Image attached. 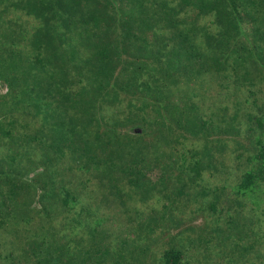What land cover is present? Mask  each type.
<instances>
[{"label":"trees","instance_id":"trees-1","mask_svg":"<svg viewBox=\"0 0 264 264\" xmlns=\"http://www.w3.org/2000/svg\"><path fill=\"white\" fill-rule=\"evenodd\" d=\"M195 1L196 5L194 0H0V70L4 74L9 72L6 77H0L2 86H6L3 94L0 88V156L9 152L19 162L13 173L15 158L9 154L0 158V184L24 183L29 194H16L35 197L38 193L37 200L42 203L39 210L28 203L11 200L12 203L8 201L0 210V264H10L26 251L38 255L44 248V253L56 264H61V259L66 260L65 264L73 261L77 264L76 250L71 251L63 240L67 234H74L71 239L78 243L77 248L87 236L96 241H91L93 251L82 252L86 264H143L142 250L134 254L133 250H128L137 227L132 228L134 232L131 230L134 236L127 233L125 238H117L114 232L105 229L107 227H97L99 223L82 225L80 222L75 230L76 219L70 224L73 218L69 220L65 212L74 196L68 185L64 186L59 180L62 168L85 171L90 178L110 185L109 196L114 197L111 200L129 222L139 226L145 218L139 226L141 230L142 226L148 230L155 228L159 217H175L176 226L183 224L188 234L187 242L191 243V236L193 239L195 236L194 242L206 247L207 253L211 249L215 257L235 253L231 259L233 264H256V257L258 262L264 260V223H258L264 214V200L258 211L260 203L255 197L259 189L256 184L264 179V114L258 104V98L264 102V86H260L264 81V39L257 45L252 42L255 46L247 49L248 52L241 51L246 44L239 40L241 15L235 9L245 8L234 6L232 0H225L221 8L216 0ZM18 18L33 21L34 25L25 26L17 21ZM210 29L212 32L208 33ZM219 30L227 33L230 39L226 41L225 63L215 70L236 72L237 81L242 78L252 88L255 85L256 90L251 88L248 95L257 97V102L254 101L251 111L230 117L220 114L224 133L231 136L227 141L209 137L204 132L207 122L194 120L197 108L191 107L188 114L181 113L177 121L179 127H201L193 133L196 140L191 148L185 141L179 143L177 138L162 134L145 145L144 136L137 133L138 129L146 132V127L154 125L152 121L156 115L145 111L149 105L152 108V104H126L125 108H113L114 104H108L122 97L116 88L118 77L113 76L116 69L113 54L117 63L125 66L120 70V89L133 91V84L141 86L144 83L137 77L140 71L137 68L144 63L133 62L134 66L132 62L121 63L117 52L121 45L119 37L123 40L132 37L137 42L139 58L148 59L154 67L145 80H157L163 85V82L173 83L180 76L191 73L197 77L194 80H198L205 71V61L214 58L207 56L205 51L208 42L215 41V33ZM253 37L248 36L254 41ZM183 40L189 43L187 47H183L186 44ZM185 56L186 59L199 57L197 67L190 69L186 65L184 70L183 64H177V70L173 71V58ZM70 59H77L75 61L81 65V69L76 66L78 72L74 71L79 77L76 83L66 71ZM248 70L251 72L246 74ZM260 70L263 75L258 77L263 80L252 84L256 78L253 74ZM159 71L162 72L157 76ZM239 89V93L244 90L243 87ZM235 104L244 102L239 99ZM236 106L235 111H240L241 107ZM124 109L128 115L120 118ZM168 112L171 114L172 110ZM251 120L256 131L249 126ZM243 125L248 126L243 130ZM199 136L203 142L197 147L195 141H200ZM9 142L17 147V152L11 151ZM34 149L38 150L36 161L45 172L35 173L32 181H19V177L34 172V166L39 165L30 160ZM243 153L248 155L242 156ZM232 157L236 160L241 157L240 162L245 163V167L234 172L232 168L237 161L233 162ZM3 164H7V168ZM148 172L155 173V177L147 178ZM224 176L232 180L236 177L237 186L232 194L237 198H228L224 186L211 189L202 183L210 177L222 179ZM53 196L62 204H57ZM88 196L91 201L93 197ZM248 199L253 202L250 214L240 221L233 211L245 208ZM73 202H77L79 210L83 209L81 200ZM3 203L0 202V208ZM189 203L198 215H208L207 226L196 229L191 224L185 225L179 212L187 214ZM143 205L150 209L149 212ZM61 216L63 225L60 226L56 220ZM195 218L197 216L192 220ZM49 230L52 232L50 240L44 233ZM141 232L137 233L138 237ZM60 234L63 241L56 246ZM175 259L163 254L152 264H185L180 261L179 253Z\"/></svg>","mask_w":264,"mask_h":264},{"label":"rangeland","instance_id":"rangeland-1","mask_svg":"<svg viewBox=\"0 0 264 264\" xmlns=\"http://www.w3.org/2000/svg\"><path fill=\"white\" fill-rule=\"evenodd\" d=\"M251 1L252 2H249V0H232L234 6L241 5V7L243 6V8H245L244 10H241L240 8L235 9L241 15L242 35L246 33L245 36L241 35L240 36L241 39H239L245 41L246 47L245 49H241V51L244 52L247 49L248 50L253 49L255 45H257L259 42H261L264 39V0H251ZM216 3L217 6L220 8L224 7L225 6L224 4H226L225 0H218V1L216 0ZM193 4L196 5L195 0ZM195 5L193 6L195 7ZM17 21H19V23H22L23 25L25 24L29 25V27H32L34 25L33 21L32 22L27 21L24 18H18ZM211 32L212 31L210 29L208 33ZM215 35H217V37H215L214 39L215 41L213 40L209 41L207 45L208 49L205 51L207 56L212 55L214 58L213 59L210 58L209 60L205 61L206 66H204L205 68L203 69L205 70L203 72L204 74L202 73L203 75L202 74L199 75L198 80H194L197 77H195V75L191 73V75H188L186 77L184 75L180 76L177 79V81H174L173 83H169L166 80L167 82H163V85H161L160 82H157V80L155 81L151 79L145 80L147 74L152 72L154 68L153 64L150 61H148V59H146L145 61V59L139 58L140 55L137 49L140 47L137 44V42H135V40L132 39V37L124 38V40L121 37H119L121 39V45L118 47L117 52L121 59V63L132 62L131 64L132 66H134L133 62L135 64L139 62V64L144 63V65L145 64L147 65L145 67L143 65L142 67L137 68L140 71H137L135 69L139 74L137 77H139L144 82L141 86L133 84L135 86L134 88H132L133 91H129L128 89H120V85H119L120 84L119 80H121L120 70L125 66L123 64H118L116 60V56L113 54L112 59L116 61V66H115L116 69L113 76L114 78L118 77V82H117L118 85L116 88L118 89V91L120 92V96L122 97L120 100L118 99L115 103L108 102V104H114L113 108H116L118 106H119L118 108L120 107L125 108L123 105L127 104L128 106L129 104H133V103L152 104L153 107L150 108L149 105L146 107L147 109L145 111L148 110L151 116L153 114L156 115V118L154 117L152 121L154 125H152L151 127H146L145 129L146 132L143 130L141 131V129H138L139 131L137 133V135L144 136V138L142 137V140L145 143V145L153 143V141H155L156 136L158 135L160 136V134H162L163 136H169V137L172 136L174 138H177L179 140V143L180 140L181 142L185 141V143L188 144L187 146L191 148V143L193 142V140H196V137L193 136V133L200 130L201 127L197 126L198 127L197 129H193V126L190 127V125H183L181 127L177 125V121L180 118V114L183 112L188 114V112L191 110V107L197 108V112L195 113L196 116L194 117V120L198 118V120H200L201 122H207L205 123V125L207 124V126H206V130L204 129L205 130L204 132L207 133L209 137H211L212 139L222 138L223 140L227 141L231 136L228 133H224L223 124H221V122L219 121L220 114L221 116H223L224 114L230 117V116H234L235 113L251 111L252 104H254V101L257 102L256 100L257 97L248 95L249 90L252 88V86L249 85L248 82H245V80L242 78L239 81H237L236 78H238V75H236V72L221 73L215 70L216 67H220L221 63H225V58L227 55V45H228L226 41L230 39L227 37V33L226 34L223 33V30H219L218 32L216 31ZM252 35L255 36V38L253 37L254 41L252 40V38H248V36H252ZM256 36L259 39H257ZM181 38L183 37L181 36L179 40ZM252 42H254L255 45H253ZM184 43H186V40H183V44ZM233 43L234 41L231 42L230 44L231 47L233 46ZM187 45H189V43H186L185 45H183V47H187ZM21 46L24 47V44L21 43ZM186 58H187L186 56L184 58L181 57L173 58L172 64H174L175 66L172 68V70L173 71L177 70V64L178 65L183 64L184 70L187 68L186 65L189 66L190 69L197 67L199 62L197 58L199 57L195 59L194 57L192 58L191 56H188V59ZM75 60L77 59H73V60L70 59V62L67 63L66 71L68 73L69 78L71 79L74 78L72 80H74V82L76 83V80H78L79 77L77 73H74V71L78 72V68L77 70H75L76 66L77 67L79 66V68L81 69L80 67L81 65ZM132 66H129L128 68L132 70L133 68ZM161 72L162 71L156 73L157 76H160ZM250 72L251 70H248L246 74H249ZM6 75H9V72H6V74H4L3 71L0 70V77H4V76L6 77ZM253 75L256 78L252 82V84L256 82L258 83L263 80V78L260 79L261 77H258L263 75L262 70H260V72L255 73ZM59 80L61 79H58V81ZM261 84L262 85L260 86H264V81ZM162 86L164 88L163 90H161ZM0 87L2 94L6 92L5 89L6 86H2L1 82H0ZM240 87H243L244 90H241L242 92L239 93ZM139 90H143V91L141 92ZM251 90L252 91L256 90L255 85H253V88ZM132 92H134V96L132 95ZM154 99H156V101H154L153 103ZM239 99L242 100L244 104H235V101ZM263 103L264 102L260 98H258V104L262 108V113L264 114V106L262 105ZM236 105H239V107H241L238 108L240 111H235L237 109ZM171 110L172 113L170 114L168 111ZM122 111L123 113L120 115V118H122L124 114L125 117H127L128 114L125 113V109ZM152 112H156V113H152ZM234 118H236V116ZM252 120L249 121L250 122L249 126L253 127L256 131L255 128L256 125L255 123L252 122ZM157 121L159 122L158 125L155 123ZM247 126L248 125H243L244 127L243 130L247 128ZM120 131L123 130L121 129ZM201 137L202 136H199L198 139L200 141H195L197 142L196 145L197 147H200L201 146L200 143L203 142V140H201L202 139ZM232 138L235 139V137L233 136ZM175 143H177V141H175ZM242 144L245 145L247 144V142L242 141ZM9 145L11 146V151L17 152L18 149L17 147H15V145L12 142H9ZM38 149L41 150L40 148ZM238 153H241L240 150ZM5 154H9L10 157L15 158V156L11 155L9 152L2 154L0 158H2V156ZM247 155L248 154L245 153L242 154V156L245 157ZM37 156H38V150L34 149L32 151V159L30 160H32L33 162L35 161V163L39 165L34 166L35 168L34 172L26 173L24 174L23 177H19V181L20 180L32 181V177L35 173L45 172L44 168L40 167L41 163L40 162L38 163L36 161ZM232 158H233L232 159L233 162L237 161L232 168L234 172L238 170V168L242 169L245 167V163H241L242 161L240 162L241 157L239 158V160H236V157H232ZM15 160L17 162L14 163V166L12 167L13 173H15L17 163H19L17 158H15ZM6 165L3 164V167L7 168ZM59 171H60L59 180L63 181L64 186L68 185V187L70 188L71 195L74 196V198L71 200L72 203H70V205H66L65 212L68 215L69 220L73 218L70 220V224L74 221V219H76V221H74L73 224L75 225L74 227H76L75 230L78 228L80 222L82 225H85L86 223H89L91 225H95L96 223H99L97 227L99 228L107 227L105 229L109 230V232L111 231L112 234L115 233L117 238L120 237L125 238L127 233H129L130 237L136 235L132 238L134 240L133 242L131 241L128 250L130 251L133 250V254L142 250L141 260L144 259L143 264H152L163 254L164 255L167 254L171 256L172 260H176L175 257L178 253L180 255V261L184 262L185 264H207L208 263L207 260L210 261V263L212 264H229L228 261H230L231 264L234 263V261L231 259L235 257V253L228 256L223 255L222 257L219 256L215 257L211 249L207 253V249H205L206 247L203 248L202 246H200V244L198 245L197 242H194L195 236L194 239L191 236V243L187 242L188 234L185 232L184 230L185 228L183 224L180 223L178 227L176 226L177 220H175V217L174 219H168V218L162 219L159 217L158 224L155 226V228L153 227L152 229H149L150 230L149 231L148 229H146V227L142 226L143 229L141 230L139 226H141V223L143 224L145 218L142 221H140L141 223L139 224V226H137L135 222H129L127 216L123 214V212L119 210V208L116 206L115 204L116 202L115 201L113 202L111 200V197L112 198L114 197L109 196L110 195L109 193L112 190L110 185L106 183L102 184L101 182H98V180L95 177L90 178V175L85 171H78V170L71 171L69 170V168H64V169L62 168ZM234 172H233V176L235 175ZM145 176L147 178L150 177L152 178L153 176L155 177V173L152 175L151 173L148 172L147 174H145ZM71 179H72V183H69ZM236 182H237L236 177L233 178L232 180L231 177L224 176L222 179H214V178L212 179L210 177L204 179L202 183L207 185L211 189H213L215 186L217 187L224 186L228 198L234 199L237 198L232 194L233 190L237 186ZM16 184L17 182L12 183L10 181L2 182V184H0V202L4 201L0 210L6 206V203L8 201L12 203L11 200H14L17 203H21V202L28 203L31 207L33 208L35 207L40 210L41 209L40 206L42 205V203L38 202L37 200V198L39 197L38 193H36L37 195L35 197L26 196V195L25 197L23 195L16 194V192L29 194L30 191L28 188H27L28 190L25 189L26 187L24 183L19 182L17 185ZM256 185L259 187V189L255 192V197H257L256 201H258L260 205L257 206L258 208L256 207L255 208L259 211V207L263 206L262 202L264 200V179L259 181ZM16 186H19L20 188L18 189ZM87 193L90 194L91 197H93L94 199L91 198V201L90 199H87L88 196ZM53 198L55 199L54 201L58 202L57 204L59 203L62 204V202L58 201V199H56L54 196ZM80 200L83 206V209L81 210H79L77 205L75 204L77 202H73V201L79 202ZM245 203L247 204V206L242 210L240 209L241 211H238L239 210L238 208L235 211H233V214H237V219H239L240 221H242L244 217L249 216L250 208L253 204V202H249V199ZM143 207L144 210L146 209L149 212L150 209L148 207H145L144 205ZM63 208L64 206L62 205L61 210H63ZM188 210H190L193 213L188 212ZM262 210H264V208H262ZM186 211L187 214H182L181 213L182 211L179 212V217L183 218V220L186 221L185 224L186 226L187 224H189V226L191 224V226H195L196 229L197 228L202 229L203 227L207 226V222H209L208 215L207 217L205 215H198L199 213H197L196 210L194 211L192 203H189V207L187 205ZM3 215L7 216L9 214L6 215V213L3 212ZM194 216H197V218H195V220L193 221L192 217ZM259 219H261V221H259L258 223L260 224L264 223V214ZM6 220H8L7 217ZM56 222L60 226L63 225L62 216L58 218ZM133 227H137L136 228L137 233L142 231L139 237L137 233L134 232V230L132 229ZM131 230L134 232L133 233L134 235L131 233ZM88 232L89 231H87L86 233ZM44 233L47 235L49 240L52 238L50 235L52 234V232L50 230L44 231ZM44 233L40 232V234L42 235ZM194 234L196 235L195 231ZM61 236L62 235L60 234V236L58 235V237L56 238L57 241V245L55 244L56 246H58V244H61V240L63 238ZM72 236H74V234H67V237H64L63 240L64 242L66 241V243H68V247L70 248L71 251L76 250L75 255H77V259H76L77 264H86L87 262H84L85 255L82 252L86 253L87 251L88 252L93 251L92 242H96V241L91 240V236L90 239L89 236H87L85 240H83V243L79 244L80 245L79 248H77L75 245H77L78 243L73 242V240L71 239ZM44 249L43 251H39L40 253L38 255L36 254L34 255L33 253L27 251L23 252L21 255H17L18 257V258L16 257L17 259H12L10 264H56L48 258L49 255H46V253H44L45 252ZM91 257L92 259L94 258L93 256ZM92 259L91 261L93 262ZM61 260H62L61 264L66 263L65 259H61ZM149 260H151V263ZM73 262L71 264H74ZM256 264H264V260L260 259V261L258 262V259L256 257Z\"/></svg>","mask_w":264,"mask_h":264},{"label":"clouds","instance_id":"clouds-1","mask_svg":"<svg viewBox=\"0 0 264 264\" xmlns=\"http://www.w3.org/2000/svg\"><path fill=\"white\" fill-rule=\"evenodd\" d=\"M1 88V87H0ZM6 89V88H5Z\"/></svg>","mask_w":264,"mask_h":264}]
</instances>
